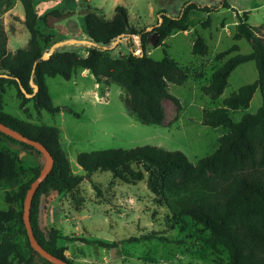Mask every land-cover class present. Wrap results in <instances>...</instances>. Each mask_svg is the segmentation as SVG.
<instances>
[{
	"label": "rangeland",
	"instance_id": "1",
	"mask_svg": "<svg viewBox=\"0 0 264 264\" xmlns=\"http://www.w3.org/2000/svg\"><path fill=\"white\" fill-rule=\"evenodd\" d=\"M37 15L42 18L53 11H60L61 17L51 14L48 25L56 41L86 39L84 15L86 7L97 10L109 20L119 6L129 16V32L115 47L108 46L106 52L112 58H127L130 53L141 55V35H147L146 54L156 61L168 55L176 60L186 76L183 86L170 84L168 91L179 99L178 109L172 101L163 100L165 112L163 126L142 125L126 106L127 93L110 80L97 84L91 74L75 70L70 81L61 77L47 78L49 94L56 107L62 112L51 115L38 112L33 102L21 108V99L14 86H7L5 93L6 111L13 116L36 125H50L59 128L60 143L70 161L73 175L85 176L77 163L81 153L152 146L165 151L182 152L189 161L196 164L219 148V140L228 130L210 128L202 124L203 111L223 107L222 101L241 87L254 83L258 72L254 62L239 66L231 75L224 94L217 100L205 96L202 86L210 84L213 73L220 68L232 53L222 61L215 57L238 44L234 33L242 10L250 12V24L258 27L264 22V0H35ZM232 10L222 8L224 2ZM189 3L216 11L206 13L192 11L188 17L186 32H173L156 47L155 29L162 22L166 11L169 17H180ZM211 20V27L203 23ZM0 21L8 36V51L16 54L27 49L30 34L25 26V11L20 0H2ZM48 31V29H46ZM130 33H136L132 35ZM202 35L209 46L206 57L194 56L192 46L196 34ZM264 35V34H262ZM61 51H73L87 56L86 47L67 45ZM252 48L245 40L241 42L240 54H249ZM262 106V95L255 93L248 109L231 112L234 122H240L246 114H255ZM0 150H7L18 156L22 174L19 185L33 178L37 169H43L46 158L42 154L27 150L0 136ZM126 181L116 178L110 171H99L90 180H85L70 193L53 194L42 200L40 223L44 230H57L61 239L58 246L65 249V256L73 264H227L229 254L219 247L214 251L207 244L209 232L200 225L185 218L179 225L169 221V211L160 204L151 170L143 164H132L122 168ZM178 178L175 177V180ZM0 183V210H8L7 193L16 191ZM16 209H22L19 203ZM8 230L22 254L28 252L29 238L26 227L20 222H10ZM154 236L145 240L143 237ZM137 238L139 242L121 244L119 249H108L86 241L118 242ZM40 264H47L38 259ZM15 262L18 258L15 257Z\"/></svg>",
	"mask_w": 264,
	"mask_h": 264
},
{
	"label": "trees",
	"instance_id": "2",
	"mask_svg": "<svg viewBox=\"0 0 264 264\" xmlns=\"http://www.w3.org/2000/svg\"><path fill=\"white\" fill-rule=\"evenodd\" d=\"M20 1L25 11V26L30 34L27 49H20L14 55L8 51V36L0 21V122L39 142L53 157L54 166L37 190L30 212L35 238L43 249L73 264L65 256V249L58 246V241L62 238L60 233L54 229L44 230L41 226L43 199L53 194L70 193L99 171H110L116 178L126 181L122 168L143 164L151 170L152 181L159 183L156 191L160 204L169 211L171 223L179 225L185 218H189L200 225L203 231L210 234L207 244L212 250L217 251L219 247L227 250V264H264V23L255 27L249 22L248 12H243L242 15L237 13L234 40L247 41L252 52L240 54V48L235 44L218 54L215 57L216 62L237 53L213 73L209 85L201 87L205 96L217 100L224 94L232 73L239 66L250 62L256 65L258 79L254 83L241 87L225 98L222 101L223 107L203 111L204 126L223 127L228 130L220 138L219 148L214 154L193 164L182 152H170L152 146L86 152L77 157L78 165L86 174L80 176L72 174L70 161L60 143L59 128L29 123L6 111L4 90L7 86L17 88L21 108L33 102L38 112L57 115L62 109L53 103L46 83L47 78L61 77L70 81L75 70L89 71L97 84L110 80L127 93L126 106L142 125L163 126L165 112L162 101L170 100L178 109L181 108L179 99L169 93V85L183 86L186 76L178 62L166 50L161 61L147 56L146 34L140 38L141 55L130 53L127 58L115 59L108 52L96 47H86L87 56L73 51H61L60 48L49 60L44 61L43 54L54 43L59 42L55 40V34L48 25V17L54 14L60 18L62 13L53 11L40 18L36 12L35 0ZM222 6L224 9H231L226 1ZM192 11L210 14L216 10L189 3L180 17H169L164 11L161 15L162 22L155 29L158 35L156 47L164 46V41L173 32L188 31V17ZM82 14L85 34L96 44L111 46L119 36L129 32V16L121 6L115 9L114 16L109 20L89 6ZM203 27L210 28L211 20L203 23ZM192 54L200 57L209 54L207 41L198 33L193 42ZM257 90L262 95L261 108L255 114L244 115L240 122H234L231 112L248 109ZM0 136L27 150L42 154L34 147L2 133ZM20 164L17 155L0 150V183L7 184L12 189L18 187L16 191L5 196L9 209L0 210V264H40L39 258L51 264L32 249L30 242L28 252L22 254L7 227L14 221L25 226L24 201L32 183L42 171L35 170L31 180L19 185L22 174ZM175 177L178 179L175 180ZM16 203L22 209H16ZM153 238L155 237H143L145 240ZM139 241L137 238H129L113 243L83 242L119 249L121 244ZM15 257L18 262H15Z\"/></svg>",
	"mask_w": 264,
	"mask_h": 264
},
{
	"label": "water",
	"instance_id": "3",
	"mask_svg": "<svg viewBox=\"0 0 264 264\" xmlns=\"http://www.w3.org/2000/svg\"><path fill=\"white\" fill-rule=\"evenodd\" d=\"M122 38H123V35L119 36L117 38V40L114 42L113 47H115L119 42H121ZM67 45H81V46H85V47H96V48L102 49L104 51H108V50L112 49V48L109 49L106 46L96 44L92 39H90L88 37L86 39H81V40L80 39H69V40L59 41V42L54 43L52 45V47L50 48V50L43 54L42 59L44 61L49 60L51 58V56L58 49H60L64 46H67ZM0 133H2L5 136H8L9 138H11L13 140H16L18 142H21V143H24V144H27L29 146L34 147L37 151L42 153V155L46 158L45 166L43 167L39 177L32 183L29 191L27 192V195H26V198L24 201V208H23L24 224L26 227V231H27V235L29 238L30 245L35 252H37L42 258H44L45 260H47L51 264H69L68 262L53 256L52 254L47 252L45 249H43V247L37 242V240L35 238L33 227L31 224V219H30L31 206H32L34 196H35L37 190L39 189L40 185L46 180V178L48 177L49 173L51 172V170L54 166V160H53L52 155L39 142L32 140V139H29V138L21 135L20 133H18L16 131H13L12 129L5 126L1 122H0Z\"/></svg>",
	"mask_w": 264,
	"mask_h": 264
},
{
	"label": "crops",
	"instance_id": "4",
	"mask_svg": "<svg viewBox=\"0 0 264 264\" xmlns=\"http://www.w3.org/2000/svg\"><path fill=\"white\" fill-rule=\"evenodd\" d=\"M229 6H230V5H229ZM199 7H201V6H199ZM222 7H223V6H222ZM230 8H231V9H228V10H232V12L235 13V12L233 11V10H234L233 6H230ZM242 11H245V12H246V11H248V10H242ZM248 13H249V21H250V17H251V15H250V12H248ZM238 14H239V13H238ZM236 15H237V14H236ZM236 17H237V16H236ZM263 23H264V22H263ZM263 23H262V24H263ZM262 24H261V25H262ZM242 41H243V40L237 42V43H238L237 45L239 46V48H241V42H242ZM251 52H252V50H251ZM251 52H250V53H251ZM85 72L88 73V74H90L89 71H85ZM92 76H93V75H92ZM94 79H95V78H94Z\"/></svg>",
	"mask_w": 264,
	"mask_h": 264
}]
</instances>
